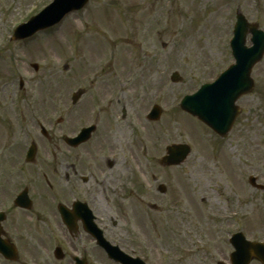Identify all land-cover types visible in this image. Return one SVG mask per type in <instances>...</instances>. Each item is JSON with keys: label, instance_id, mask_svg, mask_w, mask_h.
<instances>
[{"label": "rangeland", "instance_id": "374dc122", "mask_svg": "<svg viewBox=\"0 0 264 264\" xmlns=\"http://www.w3.org/2000/svg\"><path fill=\"white\" fill-rule=\"evenodd\" d=\"M51 1L0 0V96L13 101L22 79L39 123L65 119L64 108L71 133L100 118L86 148L98 151L105 142L109 158L107 145L115 148L117 187L126 192L123 201L99 206L101 217L117 221L112 242L148 264H210L230 251L209 230L212 219L240 217L248 238L264 239V191L248 184L255 177L264 185V57L225 138L179 108L183 96L233 63L228 41L236 10L264 30V0H89L53 29L11 39L16 25ZM173 72L180 81H170ZM78 89L83 96L72 106ZM153 105L162 109L157 122L146 120ZM172 143L191 152L179 166L162 167ZM136 166L151 175L141 204L129 179Z\"/></svg>", "mask_w": 264, "mask_h": 264}, {"label": "flooded vegetation", "instance_id": "af4514ba", "mask_svg": "<svg viewBox=\"0 0 264 264\" xmlns=\"http://www.w3.org/2000/svg\"><path fill=\"white\" fill-rule=\"evenodd\" d=\"M17 99L18 103H7V93L1 92L0 242L10 251L0 252V264H113L103 261L104 252L87 227L91 219L110 242V236L117 235L114 217H101L99 212L103 202L126 198L117 187L115 148L107 145L112 158L102 154L105 142H100L101 150L89 151L86 147L94 135L72 147L67 139L86 126L71 133L68 108H64L65 119L53 123L46 118L39 123L33 103L25 102L23 93ZM120 115L125 119L127 110L122 108ZM99 121L96 117L94 133ZM130 174L131 185L139 188L136 198L144 203L150 172L136 166ZM88 211L93 217H88ZM211 227L219 238L230 233L232 224L212 219ZM238 228L243 230L241 224Z\"/></svg>", "mask_w": 264, "mask_h": 264}, {"label": "water", "instance_id": "95a60500", "mask_svg": "<svg viewBox=\"0 0 264 264\" xmlns=\"http://www.w3.org/2000/svg\"><path fill=\"white\" fill-rule=\"evenodd\" d=\"M86 2L87 0H54L27 24L17 28L13 38H26L38 30L52 26L66 13L80 9ZM248 29L252 32L253 45L250 48L244 46ZM231 47L235 64L222 73L213 84L203 85L197 93L185 97L180 105L184 111L197 117L222 137L226 136L239 113L235 101L253 88L249 76L252 66L261 60L264 53V33L257 31L255 26H248L241 15L237 16ZM177 79V74H173L172 80ZM158 116L159 110L153 109L149 118L156 119ZM85 132L88 134L89 131ZM189 152L190 149L186 145H171L167 148V156L163 158V162L168 165L179 164ZM251 184L254 185L252 179ZM233 247L232 264H248L251 256L264 264V245L242 240L241 243H233ZM109 252L124 264H142L134 263L132 259H126L120 254L115 255L110 250Z\"/></svg>", "mask_w": 264, "mask_h": 264}, {"label": "snow or ice", "instance_id": "6c2138e0", "mask_svg": "<svg viewBox=\"0 0 264 264\" xmlns=\"http://www.w3.org/2000/svg\"><path fill=\"white\" fill-rule=\"evenodd\" d=\"M197 99H199V98H197Z\"/></svg>", "mask_w": 264, "mask_h": 264}]
</instances>
